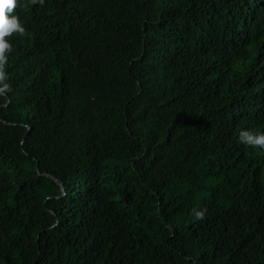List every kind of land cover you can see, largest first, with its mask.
<instances>
[{
	"label": "trees",
	"instance_id": "trees-1",
	"mask_svg": "<svg viewBox=\"0 0 264 264\" xmlns=\"http://www.w3.org/2000/svg\"><path fill=\"white\" fill-rule=\"evenodd\" d=\"M14 14L0 264H264V0Z\"/></svg>",
	"mask_w": 264,
	"mask_h": 264
},
{
	"label": "clouds",
	"instance_id": "clouds-1",
	"mask_svg": "<svg viewBox=\"0 0 264 264\" xmlns=\"http://www.w3.org/2000/svg\"><path fill=\"white\" fill-rule=\"evenodd\" d=\"M37 2L41 6L44 4V0H31L33 4ZM17 7L18 0H0V94L11 91V85L7 83L9 77L5 71V65L8 59L7 54L13 49L6 37L13 34L26 35V29L20 22L19 16L14 14ZM239 138L246 145L264 147V134L254 135L243 131ZM196 217L202 218L203 212H197Z\"/></svg>",
	"mask_w": 264,
	"mask_h": 264
}]
</instances>
